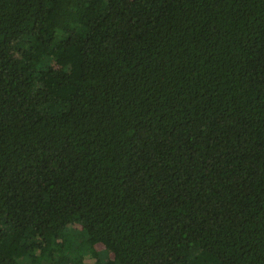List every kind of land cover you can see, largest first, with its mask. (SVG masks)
<instances>
[{"label": "trees", "instance_id": "trees-1", "mask_svg": "<svg viewBox=\"0 0 264 264\" xmlns=\"http://www.w3.org/2000/svg\"><path fill=\"white\" fill-rule=\"evenodd\" d=\"M0 264H264V0H0Z\"/></svg>", "mask_w": 264, "mask_h": 264}]
</instances>
